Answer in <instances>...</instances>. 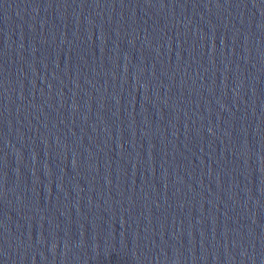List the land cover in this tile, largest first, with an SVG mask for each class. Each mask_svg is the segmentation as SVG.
<instances>
[{
    "label": "water",
    "instance_id": "95a60500",
    "mask_svg": "<svg viewBox=\"0 0 264 264\" xmlns=\"http://www.w3.org/2000/svg\"><path fill=\"white\" fill-rule=\"evenodd\" d=\"M0 264H264V0L0 156Z\"/></svg>",
    "mask_w": 264,
    "mask_h": 264
}]
</instances>
